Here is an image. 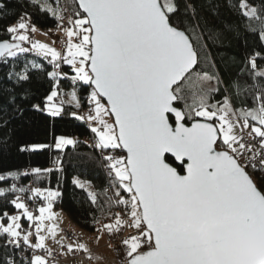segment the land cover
I'll list each match as a JSON object with an SVG mask.
<instances>
[{
	"label": "snow or ice",
	"instance_id": "snow-or-ice-1",
	"mask_svg": "<svg viewBox=\"0 0 264 264\" xmlns=\"http://www.w3.org/2000/svg\"><path fill=\"white\" fill-rule=\"evenodd\" d=\"M34 3L56 19L64 48L33 40L28 32L37 29L26 22L25 13L6 27L11 42L0 41V59L36 51L50 57L54 69L71 66V80L90 88L87 115H72L88 122L109 183L101 192L89 190L88 182L73 183L101 213L92 217V225L98 226L95 239L121 234L123 264H264V64L258 63L264 52L253 51L240 69L253 84L242 86L236 79L225 86L218 73L197 70L204 32L191 3H185L183 13L191 12V22L179 19L177 0H72L71 12L58 0L55 6ZM239 10L261 22L258 36L264 46V4L257 8L240 0ZM47 75L56 83L43 106L32 107L60 117L59 77L67 78V73ZM71 96L80 107L75 91ZM76 143L54 136L52 144H32L21 151L63 150ZM60 163L57 157L54 164ZM54 170L60 169H31L37 177ZM6 192H31L46 204L36 214L16 197L10 203L21 211L0 213V236L7 237L0 247L14 250L5 252L3 264H18L16 251L19 264H59L52 259L57 250L46 244L49 237L60 254L82 250L93 259L86 243L57 238L61 217L53 205L59 191L12 184L0 188V195ZM114 207L120 211H112ZM105 212L111 217L107 223L102 222ZM22 218L30 222L28 228ZM126 229L133 231L122 235Z\"/></svg>",
	"mask_w": 264,
	"mask_h": 264
},
{
	"label": "trees",
	"instance_id": "trees-1",
	"mask_svg": "<svg viewBox=\"0 0 264 264\" xmlns=\"http://www.w3.org/2000/svg\"><path fill=\"white\" fill-rule=\"evenodd\" d=\"M62 0H58L61 3ZM69 2L71 12L72 0ZM57 0H40V3H52L55 6ZM191 3L196 10L195 19L200 21L203 39L198 45L201 63L197 70L216 72L221 77L223 84L228 86L232 81L239 79L241 85H251L254 82L247 75H240L243 61L253 51L264 52L259 40V20H249L242 16L239 10L240 0H177L181 12L178 14L181 21H192L191 12L185 16V3ZM249 5L260 8L264 0H247ZM3 9H0V40H10V34L6 33L7 26L13 25L19 17L27 13L33 25L40 28H55L57 21L49 13L41 10L34 0H0ZM251 25L257 31L252 32L246 25ZM28 42H23L26 47ZM207 56L206 62L203 57ZM51 58H45L36 51L18 53L16 57H7L6 62L0 59V175H5L6 180L0 181V188L9 189L12 184L17 188L30 189L33 187L55 188L61 193L54 202V207L65 211L72 223L88 232H94L97 226L92 225V217H101V213L91 204L87 192L73 183L74 176H79L91 182L94 191L101 192L108 186L107 171L103 167L99 149L91 148L84 137L94 135L85 120L77 119L76 105L65 99V90L73 88L78 100L84 106H89L87 96L90 88L83 82H73L71 66L61 64L60 69H54ZM264 64V61H258ZM39 65L33 68L32 65ZM27 65V68H25ZM67 73L59 77V99L63 101V113L60 117H51L47 112L33 109V104H41L44 97L52 90L56 81H53L47 73L52 71ZM13 73V75H9ZM27 74L30 79L21 81L15 75ZM218 95L216 99H220ZM67 136L77 141L68 145L63 150L55 148L42 150L21 151L22 147L32 144H52L54 136ZM107 154V153H105ZM60 158V165L54 161ZM178 165L176 162L174 163ZM59 168L53 172L39 177L32 173L33 168ZM19 173L18 178L7 176L8 173ZM256 176L259 173L255 174ZM32 185V187H30ZM109 195V194H108ZM20 197L33 211L41 204H45L42 198H34L31 192H6L0 195V213H13L17 211L10 203L11 200ZM103 203L104 198L101 197ZM114 207L112 211L115 209ZM111 219L107 212L102 217V222ZM5 223L7 221H4ZM24 228L29 227L26 218H22ZM70 225V224H69ZM68 225V226H69ZM67 227V226H65ZM64 227V228H65ZM63 230V229H62ZM6 236H0V245L4 243ZM14 250H5L0 247V264H3L5 252L9 255ZM18 264L21 259L19 251L15 252Z\"/></svg>",
	"mask_w": 264,
	"mask_h": 264
},
{
	"label": "rangeland",
	"instance_id": "rangeland-1",
	"mask_svg": "<svg viewBox=\"0 0 264 264\" xmlns=\"http://www.w3.org/2000/svg\"><path fill=\"white\" fill-rule=\"evenodd\" d=\"M29 22V21H28ZM15 25V24H14ZM33 25V24H32ZM36 27V25H34ZM35 34L37 33V31L34 32ZM32 38V36H30ZM31 46V44L29 45ZM73 75H75V73H73ZM75 91L72 87L71 88H67L65 90V99L76 105V101L73 100L72 96H71V93ZM76 93V92H75ZM76 98L78 99L77 95H76ZM73 179H77L81 182H88V184L90 185L89 187V190H92L94 191L93 189V186L91 184V182L87 179H83L79 176H74ZM43 188V187H42ZM53 190H57L59 191L58 189H55L53 188ZM43 204H41L40 206H42ZM39 206V207H40ZM55 205H53V211L56 212V213H59V214H63V216L67 217V214L65 213L64 210L60 209V208H56L54 207ZM38 207V208H39ZM29 210L33 211L32 208H29ZM21 211V210H17L13 213H9L10 215H15V214H18V212ZM35 212V211H33ZM61 212V213H60ZM38 214V213H36ZM61 217V215H60ZM69 218V217H68ZM61 221L62 219H60L59 221V227L61 229ZM74 224V223H73ZM69 225V224H68ZM67 225V226H68ZM74 226L77 228L78 232L83 234L84 235V239L83 241L84 242H87V245L92 247L94 246L93 249H91V254L93 256V259H90L92 261V264H123L124 262V259H125V256H122L121 252L116 248V247H113L111 245V247L109 246L110 244L104 242L101 246H98V244L104 240H99L97 241L95 238L97 236V232L96 230L94 232H88L86 230H82L80 229L77 224H74ZM98 227V226H97ZM60 236H63V232L62 231H59L58 234H57V238H59ZM92 237V240L89 241V238ZM111 244H115V240H111L110 241ZM65 243H67V241L65 240ZM46 244L49 246V247H52L54 249H57L59 251V246L56 245L54 243V241L51 239V237H49L47 240H46ZM65 259H62L61 261H59V264H85V261L83 258L81 257H77V258H74V257H64ZM61 262H65V263H61Z\"/></svg>",
	"mask_w": 264,
	"mask_h": 264
},
{
	"label": "crops",
	"instance_id": "crops-1",
	"mask_svg": "<svg viewBox=\"0 0 264 264\" xmlns=\"http://www.w3.org/2000/svg\"><path fill=\"white\" fill-rule=\"evenodd\" d=\"M23 16V15H22ZM18 21V20H17ZM17 21L14 23V24H16L17 23ZM26 22H28V18L26 17ZM13 24V25H14ZM32 25V24H31ZM36 29H37V33L35 34L34 32H33V36H32V39L33 40H36V41H40V42H42V43H46V44H49L50 46H54V47H56L57 48V50H61V49H63L64 47H60V42H61V37H62V32L61 31H59V30H57V29H54V28H40V27H38V26H36L35 27ZM30 45V43L28 42V45L26 46V48H31V46H29ZM46 204V203H45ZM61 213V212H60ZM61 215V219H62V221H61V229H63L65 226H67L68 224H72V225H74L73 223H72V221L68 218V216L67 217H65V216H63V214L61 213L60 214ZM109 220L110 219H108V220H106V221H104L103 223H107V222H109ZM128 233H127V231L125 230L123 233H122V235H127ZM83 235V234H82ZM83 239H84V235H83ZM83 239H82V241H81V243H86L87 244V242H84L83 241ZM92 240V237H90L89 238V241H91ZM101 240H104V241H102V242H100L99 244H98V246H101L104 242H106V243H108V244H110V245H112L113 247H116L120 252H121V254H122V256H125L124 255V247L125 246H123L122 244H121V234H117L116 236H115V238H112V237H110L108 234H104L103 235V237H102V239ZM111 240H115V244H111ZM33 243H35V240H33ZM88 246V245H87ZM89 247V249H90V251H91V249H93L94 248V246H92V247H90V246H88ZM57 250V249H56ZM74 258H77V257H74ZM59 261H61V260H59ZM58 261V262H59ZM61 263H65V262H61Z\"/></svg>",
	"mask_w": 264,
	"mask_h": 264
},
{
	"label": "built area",
	"instance_id": "built-area-1",
	"mask_svg": "<svg viewBox=\"0 0 264 264\" xmlns=\"http://www.w3.org/2000/svg\"><path fill=\"white\" fill-rule=\"evenodd\" d=\"M60 4L62 6L66 5V4L69 6V3H68L67 0H62ZM69 12H70V9H69ZM28 33L31 34V31L29 30ZM60 47H64L62 41L60 42ZM88 110H89L88 106H80V107H77L75 109V113H77V115H79V116H86ZM83 139H84L85 142H87L89 144V146L91 148L94 147L93 146L94 145L93 135L86 136ZM99 152H100V150H99ZM30 187H32V185H30ZM108 194L110 196L113 194L111 189H109ZM113 211H120V209L119 208H115ZM126 231H127V233H129V232H131L133 230L132 229H126ZM73 233H75L76 235H73ZM63 235L66 238L65 240L67 241V243L75 244L77 241L81 242V240H82L81 234L73 226H67L66 228H64L63 229ZM5 239H7V237ZM28 254L31 255V251H28V252L25 253L26 256H28ZM36 254L45 255V253L42 250H36ZM71 256L81 257V258L84 259L85 264H92V261L88 258V254L84 253L82 250L79 251V252H76L74 254H68V255L60 254V252L57 250L56 252L53 253L52 259L58 261V260H60V259H62L64 257H71Z\"/></svg>",
	"mask_w": 264,
	"mask_h": 264
},
{
	"label": "water",
	"instance_id": "water-1",
	"mask_svg": "<svg viewBox=\"0 0 264 264\" xmlns=\"http://www.w3.org/2000/svg\"><path fill=\"white\" fill-rule=\"evenodd\" d=\"M3 40H5V39H3ZM0 41H2V40H0ZM10 41V40H9ZM11 42V41H10ZM177 164H179V162H176ZM174 166H176V164H174Z\"/></svg>",
	"mask_w": 264,
	"mask_h": 264
}]
</instances>
